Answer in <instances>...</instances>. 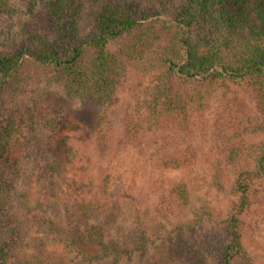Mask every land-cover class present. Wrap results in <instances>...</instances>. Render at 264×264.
<instances>
[{
	"label": "trees",
	"instance_id": "16d2710c",
	"mask_svg": "<svg viewBox=\"0 0 264 264\" xmlns=\"http://www.w3.org/2000/svg\"><path fill=\"white\" fill-rule=\"evenodd\" d=\"M146 3L0 0V264H100L147 250V240L139 249L115 242L123 209L98 182L97 162L139 141L143 128L191 133L214 100L222 109L212 181L223 190L233 177L236 202L217 215L218 232L199 235L186 264H254L243 238L248 220L264 217V0ZM129 67L147 79L145 119L120 137L110 111ZM53 87L77 108L15 109ZM257 135L263 139L244 143ZM196 156L191 149L164 168L194 173ZM199 182L196 175L160 191L157 218L173 233L214 220L209 205L193 203Z\"/></svg>",
	"mask_w": 264,
	"mask_h": 264
},
{
	"label": "rangeland",
	"instance_id": "374dc122",
	"mask_svg": "<svg viewBox=\"0 0 264 264\" xmlns=\"http://www.w3.org/2000/svg\"><path fill=\"white\" fill-rule=\"evenodd\" d=\"M136 2L148 5L147 0H136ZM90 4L88 2L89 7ZM145 86L147 79L134 68L129 67L126 81L117 93L118 105L110 111L115 130L120 137H124L128 130L136 127L141 119H145V113L141 112L139 107ZM237 96L242 98L243 95L237 93ZM246 102H248V112L255 113L254 106L248 100ZM212 105V109L205 115L196 116L192 120L191 133L186 132L181 135L172 125L161 126L155 132L143 128L140 131L139 141L121 150L114 158L97 162L95 175L98 177V182L106 183L110 199L118 202L123 209L120 224L114 232L115 242L122 247L139 249L138 246L147 240V250H138L129 256H113L101 261L100 264H186L189 262L188 253L193 251L192 247L195 246L199 235L218 232L220 224L215 220L217 215L226 217V213L234 206L236 198L231 193L233 177L226 178L223 190L216 188L212 181L211 163L217 157L220 147L214 128L216 121L220 119V109H222L217 100H214ZM58 106L67 107L71 111L77 108L64 100L60 88L53 87L49 93L42 96L35 94L17 105L15 109L23 114L31 108ZM87 120L91 124L94 123L89 118ZM262 139L263 135L252 136L244 143L250 145ZM191 149L197 152L193 165L194 173L164 168L166 161L171 158H183ZM196 175L200 178L198 184L200 187L198 186V190L191 194L193 203L199 206L198 199H200L209 205L214 220L206 221L203 227H197L190 233H173L171 225L157 218L156 206L160 191L163 189L170 191L174 184ZM32 180L37 181V178L33 177ZM35 186L37 187L38 183ZM73 197L74 191H70L64 197L63 204L66 209L73 202ZM257 206L253 205L252 210ZM184 213L189 216L188 219L192 218L188 211ZM179 214L178 212L177 216ZM255 221L257 226L253 228ZM243 243L254 264H264V217L248 220ZM92 251L98 253V250ZM81 258V255L77 254L70 256L74 262H78ZM234 264L245 263L237 258Z\"/></svg>",
	"mask_w": 264,
	"mask_h": 264
}]
</instances>
